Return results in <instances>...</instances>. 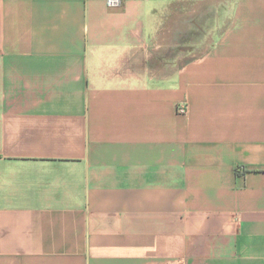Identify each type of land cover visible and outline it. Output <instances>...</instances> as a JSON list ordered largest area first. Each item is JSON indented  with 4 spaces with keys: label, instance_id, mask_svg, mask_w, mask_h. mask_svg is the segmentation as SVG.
Segmentation results:
<instances>
[{
    "label": "crops",
    "instance_id": "obj_1",
    "mask_svg": "<svg viewBox=\"0 0 264 264\" xmlns=\"http://www.w3.org/2000/svg\"><path fill=\"white\" fill-rule=\"evenodd\" d=\"M0 264H264V0H0Z\"/></svg>",
    "mask_w": 264,
    "mask_h": 264
},
{
    "label": "built area",
    "instance_id": "obj_2",
    "mask_svg": "<svg viewBox=\"0 0 264 264\" xmlns=\"http://www.w3.org/2000/svg\"><path fill=\"white\" fill-rule=\"evenodd\" d=\"M107 6L111 9L118 8L121 4V0H106ZM177 113L181 116H187V108L184 105H180L177 109Z\"/></svg>",
    "mask_w": 264,
    "mask_h": 264
}]
</instances>
